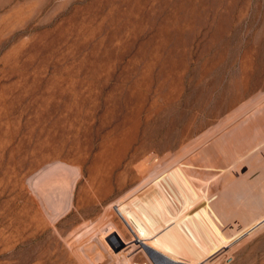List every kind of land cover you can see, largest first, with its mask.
<instances>
[{"label": "rangeland", "instance_id": "obj_1", "mask_svg": "<svg viewBox=\"0 0 264 264\" xmlns=\"http://www.w3.org/2000/svg\"><path fill=\"white\" fill-rule=\"evenodd\" d=\"M0 264H264V0H0Z\"/></svg>", "mask_w": 264, "mask_h": 264}]
</instances>
